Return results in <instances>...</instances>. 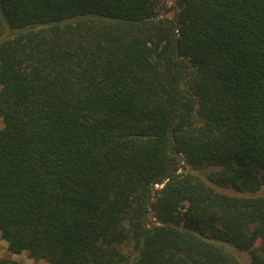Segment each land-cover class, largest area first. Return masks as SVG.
<instances>
[{"label":"trees","instance_id":"trees-1","mask_svg":"<svg viewBox=\"0 0 264 264\" xmlns=\"http://www.w3.org/2000/svg\"><path fill=\"white\" fill-rule=\"evenodd\" d=\"M165 1L0 0L10 253L264 264V0Z\"/></svg>","mask_w":264,"mask_h":264},{"label":"rangeland","instance_id":"rangeland-1","mask_svg":"<svg viewBox=\"0 0 264 264\" xmlns=\"http://www.w3.org/2000/svg\"><path fill=\"white\" fill-rule=\"evenodd\" d=\"M174 0H166L165 6L167 9H171L173 5ZM0 125H1V118H0ZM261 193H264V188L261 190ZM234 254L237 256V252L234 251ZM239 259L242 260L243 263L247 261L246 256H243V254H239ZM0 257H10L15 260L21 261L24 264H46L44 261L41 260H35L33 258H30L26 252L21 253H10L7 250L6 242L0 238Z\"/></svg>","mask_w":264,"mask_h":264}]
</instances>
